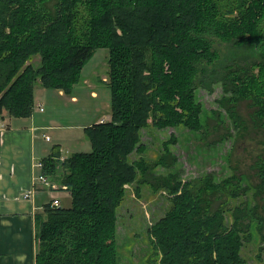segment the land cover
Returning a JSON list of instances; mask_svg holds the SVG:
<instances>
[{"label":"trees","instance_id":"obj_1","mask_svg":"<svg viewBox=\"0 0 264 264\" xmlns=\"http://www.w3.org/2000/svg\"><path fill=\"white\" fill-rule=\"evenodd\" d=\"M101 48L111 116L85 126L90 150L41 160L70 200H51L37 215L36 264H121L128 184L168 193L169 206L147 228L148 264H256L246 257L255 223L264 259V0H0L2 127L32 115L37 83L71 94ZM219 82L220 108L203 121L196 91ZM150 119L198 133L199 146L233 140V172L221 180L212 171L188 179L157 172L178 156L166 143L156 161L146 159Z\"/></svg>","mask_w":264,"mask_h":264},{"label":"rangeland","instance_id":"obj_2","mask_svg":"<svg viewBox=\"0 0 264 264\" xmlns=\"http://www.w3.org/2000/svg\"><path fill=\"white\" fill-rule=\"evenodd\" d=\"M212 38L215 48L222 53L227 51L226 42L214 35ZM106 53V49H98L84 66L82 75L85 76V81L77 85L73 91V94L79 97L76 102L71 101L70 96L62 99L55 89L43 88L39 83L35 87L34 108L38 107V100L41 97L44 98V111L41 114L53 116L55 122L60 124L57 131L53 127L46 130L52 140L44 142L49 147H53L58 141L57 138L63 136L65 156L71 153V147L75 151L90 150L91 145L86 137L84 126L94 123L98 118H100L99 121L108 120L111 116V92L106 84L109 78ZM31 62L38 64L39 56L34 57ZM92 91H94L93 95ZM196 93L197 100L203 105L202 120L206 121L213 116V110L220 108L218 99L223 94L222 85L220 82L214 83L213 90L200 86ZM224 118L229 119L225 112ZM6 119L9 120L10 117ZM199 136L198 133L183 126L158 129L152 125V119H150V125L143 129L142 135V141L147 147L144 156L148 161H156L167 143L178 156V162L172 168L159 166L156 168L157 172L167 174L170 171H178L183 179L202 176L209 171L214 172L216 180L229 176L233 172L230 159L233 140L226 139L208 148L198 145L196 137ZM81 137L83 139L78 143L72 139ZM173 137L175 141H172ZM84 144L87 148L82 147ZM66 149L69 150L66 151ZM48 178L52 180L51 176ZM126 187L127 193L119 208L117 232L121 264H148L153 248L147 238V228L160 218L169 206L168 193L163 189L154 191L149 185H142L139 193L133 185L128 184ZM49 188L52 193L46 190L49 193L46 198L50 200L60 197L63 203L69 202L70 196L67 190ZM253 232L254 239L246 247V257L251 263L264 264L263 257L262 259L257 257L262 240L256 223L253 226Z\"/></svg>","mask_w":264,"mask_h":264},{"label":"crops","instance_id":"obj_3","mask_svg":"<svg viewBox=\"0 0 264 264\" xmlns=\"http://www.w3.org/2000/svg\"><path fill=\"white\" fill-rule=\"evenodd\" d=\"M55 91L62 99L70 96L71 101L79 100L73 92ZM38 102L43 110L36 107L29 117H12L6 120L9 126L0 129V264H36V217L43 212L44 205L54 199L46 198L49 194L46 190L52 193L49 187L36 182L44 172L41 160L57 152L65 157L63 136L57 138L53 147L44 142L52 140L46 130L53 127L57 131L60 124L53 116L41 114L44 98L41 97ZM72 139L78 143L83 137ZM82 147L87 148L85 144ZM74 151L71 147L70 152ZM33 185L38 190L31 196H25ZM57 198L62 202L60 197Z\"/></svg>","mask_w":264,"mask_h":264},{"label":"built area","instance_id":"obj_4","mask_svg":"<svg viewBox=\"0 0 264 264\" xmlns=\"http://www.w3.org/2000/svg\"><path fill=\"white\" fill-rule=\"evenodd\" d=\"M38 107L40 110H43V107L38 104ZM2 128V124L0 122V129ZM47 138L49 139V137L47 136ZM42 164V163H41ZM43 165V164H42ZM41 182L44 185H46L47 187H52V188H58V184L56 182L51 181L48 176L44 173L40 174L38 176V178L36 179V182ZM38 190V187L36 185H33V188L30 192H27L25 194V196H31L32 194H34L36 191ZM60 203V200L58 198H54L52 200V205H58Z\"/></svg>","mask_w":264,"mask_h":264}]
</instances>
